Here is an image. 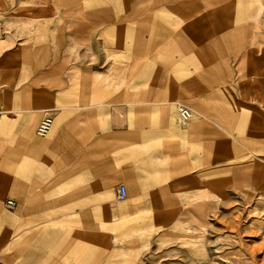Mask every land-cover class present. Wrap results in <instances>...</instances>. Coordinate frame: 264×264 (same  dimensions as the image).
<instances>
[{
  "label": "crops",
  "instance_id": "obj_1",
  "mask_svg": "<svg viewBox=\"0 0 264 264\" xmlns=\"http://www.w3.org/2000/svg\"><path fill=\"white\" fill-rule=\"evenodd\" d=\"M204 3L203 11L195 0H0V197L15 203L12 211L20 207L28 243L95 247L100 161L107 175L121 173L130 186L143 178L145 165L149 178L154 164L170 162L168 150L191 148L198 131L207 135L202 122L178 131L171 109L182 104L175 101L190 88L188 66L198 62L189 43L214 39L213 48L227 44L234 52L249 35L236 31L244 15L236 8L234 22L232 2L221 6L226 22L210 12L212 0ZM236 40L239 48L232 49L228 43ZM194 77L202 81L199 73ZM45 114L53 116L52 130L39 138L36 126ZM109 196L102 187L101 199ZM166 208L119 204L117 220L102 229L118 242L146 235L149 228L129 224L147 219L146 210ZM120 252L112 262L123 261Z\"/></svg>",
  "mask_w": 264,
  "mask_h": 264
},
{
  "label": "rangeland",
  "instance_id": "obj_2",
  "mask_svg": "<svg viewBox=\"0 0 264 264\" xmlns=\"http://www.w3.org/2000/svg\"><path fill=\"white\" fill-rule=\"evenodd\" d=\"M236 8L238 4L233 3L234 22L238 20ZM262 11L260 18H264V3ZM251 36L244 38L245 47L234 52L222 43L223 48H213L214 39L189 43L197 47L198 55L192 59L198 62L188 66L190 88L175 103H182L193 115L186 126L175 125L188 133L193 124L202 122L207 135L204 132L201 138L198 131L191 148L168 150L170 162L154 164L155 175L149 178L145 165L143 178L130 186L121 173L116 179L107 175L102 167L105 161H100L101 209L100 213L96 210L100 224L95 247L80 241L28 243L31 237L19 219L20 207L5 211L1 202L6 198L0 197V264H116L112 258L119 251L120 264H264V37ZM197 73L200 82L194 77ZM171 109L176 122V109ZM156 150L160 148L149 152ZM121 164L117 151L116 171ZM118 185H124L128 193L117 202ZM102 187L110 191L107 200L101 199ZM119 204L167 208L144 211L147 219L129 226L149 228L148 234L118 242L102 227L117 220ZM7 217L18 219L17 224L5 221ZM54 229L47 228L45 238H53L49 232Z\"/></svg>",
  "mask_w": 264,
  "mask_h": 264
},
{
  "label": "bare ground",
  "instance_id": "obj_3",
  "mask_svg": "<svg viewBox=\"0 0 264 264\" xmlns=\"http://www.w3.org/2000/svg\"><path fill=\"white\" fill-rule=\"evenodd\" d=\"M181 1H184L186 3H188L190 0H181ZM195 1H198V4L199 6H202V10L204 11V6H205V1L207 0H195ZM232 3H236L238 4V8L239 10L243 11V15H244V21L242 23H240L238 26H235L237 27L236 28V31H242L244 30V33L245 35H252L253 38H263L264 37V18H260V16L263 14V3H264V0H212V3H209L210 5V12H214L216 13L217 15H221L222 14V11H223V8H221V6H225V5H228V4H231ZM252 2H255V3H252ZM262 8V9H261ZM216 9V11H215ZM205 13L203 12L202 13V28L204 31H206V25L205 24V18H206V14L204 15ZM215 24H216V27L217 28H220L222 29V22L218 19L217 21H214ZM259 30L260 32H255L257 34L254 33L255 30ZM251 36V37H252ZM257 36V37H256ZM263 36V37H262ZM254 39V40H255ZM253 40V42H254ZM259 41V40H258ZM229 45H232V49H237L239 48V44L235 41H232V43H228ZM251 45V42H249V44L247 45L248 47ZM243 47L246 46V43L244 45H242ZM248 58V57H247ZM246 59V58H245ZM244 62V60H243ZM243 66V65H242ZM239 68V67H238ZM240 69V68H239ZM238 69V70H239ZM242 70V69H241ZM241 73V72H240ZM245 78V77H244ZM249 78V77H248ZM252 79V77H251ZM243 80V78H242ZM241 80V81H242ZM253 80V79H252ZM254 81L256 82V80L254 79ZM251 82V81H250ZM252 84V83H251ZM245 86V85H244ZM246 87V86H245ZM247 92V90H246ZM245 92V93H246ZM250 92V91H249ZM257 93V92H256ZM243 94V93H242ZM254 96V95H253ZM259 96V95H258ZM262 96H264L262 94ZM260 99V97H258ZM177 105H180V104H177ZM175 109H176V105H175ZM190 110V109H189ZM191 111V110H190ZM191 117H192V112H191ZM176 119H177V109H176ZM191 119V118H190ZM190 121V120H189ZM188 121V122H189ZM187 122V123H188ZM178 123V121H177ZM186 123V124H187ZM186 124L184 125H181V126H186ZM179 125V124H178ZM214 200V197L212 198ZM217 201V200H216ZM212 203V202H211ZM216 203V202H215ZM213 204V203H212ZM216 205V204H215ZM200 221V220H199ZM203 222V221H202ZM203 229V227L201 228ZM200 230V229H199Z\"/></svg>",
  "mask_w": 264,
  "mask_h": 264
},
{
  "label": "built area",
  "instance_id": "obj_4",
  "mask_svg": "<svg viewBox=\"0 0 264 264\" xmlns=\"http://www.w3.org/2000/svg\"><path fill=\"white\" fill-rule=\"evenodd\" d=\"M177 109V121L179 125L186 124L191 118V111L183 104L176 105ZM52 123H53V116L51 114H45L36 126V136L39 138H46L51 130H52ZM116 201H123L127 197L128 191L126 190L124 185H118L116 189ZM3 207L5 210H14L15 203L10 200L6 199L3 203Z\"/></svg>",
  "mask_w": 264,
  "mask_h": 264
}]
</instances>
